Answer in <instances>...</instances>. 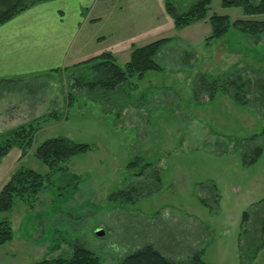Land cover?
<instances>
[{
  "label": "rangeland",
  "instance_id": "obj_1",
  "mask_svg": "<svg viewBox=\"0 0 264 264\" xmlns=\"http://www.w3.org/2000/svg\"><path fill=\"white\" fill-rule=\"evenodd\" d=\"M170 1L183 11L195 0ZM98 3L96 16L108 26L101 45L124 39L125 31L135 34V45L171 37L155 56L163 69L127 81L109 101L69 88L68 106V76L84 67L1 86L0 134L50 111L60 117L40 123L30 148L12 146L0 158V187L19 167L49 172L33 155L47 138L66 137L90 149L60 164L66 169L50 174L32 204L16 199L11 210L0 212L14 235L0 248V264L65 256L74 243L91 249L99 264H123L127 252L146 243L170 264L199 250L207 263L264 264V248L254 256L252 246L257 222L264 221V101L254 99V89L245 94L247 105L234 104L224 91L212 101L194 96L200 75L251 79L257 72L264 78V34L232 28L208 42L207 20L177 30L164 0ZM212 13L264 20V14L244 15L219 0L211 2ZM118 17L128 28L110 30ZM123 59L119 55L117 64L123 66ZM256 145L261 155L244 165ZM20 236L34 242L22 246Z\"/></svg>",
  "mask_w": 264,
  "mask_h": 264
},
{
  "label": "trees",
  "instance_id": "obj_2",
  "mask_svg": "<svg viewBox=\"0 0 264 264\" xmlns=\"http://www.w3.org/2000/svg\"><path fill=\"white\" fill-rule=\"evenodd\" d=\"M44 0H0V24ZM213 0H195L183 11H178L170 0H164V9L169 15L173 27L177 30L196 22L207 20L210 34L206 41H216L226 35L230 29L235 28L242 33L253 37L264 34V20L234 19L227 15L212 13L208 15L210 4ZM222 7H239L244 15L264 14V0H219ZM171 41V37H162L144 45H131L128 60L120 66L109 51L74 64L72 67H84L81 71L68 76V89L90 93L96 100L109 101L112 96L118 95L121 86L131 79L141 80L148 71H160L162 66L155 61L159 50ZM54 71H59L54 69ZM58 73H62L59 71ZM258 74V75H257ZM252 79V80H251ZM243 78L236 73L208 80L204 75L198 76L194 82L195 98L206 97L212 101L219 91L232 100L234 104L247 105L249 99L245 94L257 90L255 100L264 101V78L255 72L253 78ZM66 93V105L72 99L71 90ZM59 114L50 111L46 114L33 117L16 127L0 134V158L12 146L22 149L30 148L33 136L40 128V123L50 118L58 120ZM90 146L87 143L73 142L62 137H50L34 147L33 155L42 164L49 168L47 174H41L31 168L19 167L8 177L0 187V212L12 209L16 199L32 204L38 192L44 187L53 171L66 169L64 164L74 155L87 152ZM262 146L256 145L251 149V156L243 164L253 163L261 155ZM24 152V151H23ZM23 154V153H22ZM243 220H247L248 212L242 213ZM255 239L252 243L255 256L264 248V221H258L255 228ZM13 238V229L6 220L0 221V246ZM202 250L193 253L184 261L176 264H213L201 259ZM254 256L252 258H254ZM123 264H170L171 261L154 245L146 243L132 251L127 252L122 258ZM35 264H99L98 257L88 247L74 243L68 255L43 259Z\"/></svg>",
  "mask_w": 264,
  "mask_h": 264
},
{
  "label": "crops",
  "instance_id": "obj_3",
  "mask_svg": "<svg viewBox=\"0 0 264 264\" xmlns=\"http://www.w3.org/2000/svg\"><path fill=\"white\" fill-rule=\"evenodd\" d=\"M95 1L44 0L0 24V88L5 84L35 81L44 74L65 72V68L75 70L78 67H72L74 64L104 51L111 52L116 62L123 54L125 63L132 43L135 45L132 41L135 34L125 31L124 39L101 45L108 26H101L96 10L102 4ZM111 22L110 30L128 28L129 24L121 17ZM13 239L14 235L6 243ZM33 242L32 238L22 236L17 240L22 246Z\"/></svg>",
  "mask_w": 264,
  "mask_h": 264
},
{
  "label": "water",
  "instance_id": "obj_4",
  "mask_svg": "<svg viewBox=\"0 0 264 264\" xmlns=\"http://www.w3.org/2000/svg\"><path fill=\"white\" fill-rule=\"evenodd\" d=\"M96 234H102V230L97 229V230H96Z\"/></svg>",
  "mask_w": 264,
  "mask_h": 264
}]
</instances>
